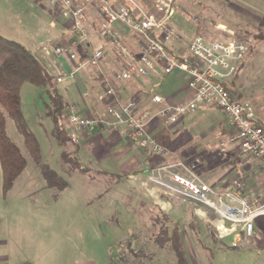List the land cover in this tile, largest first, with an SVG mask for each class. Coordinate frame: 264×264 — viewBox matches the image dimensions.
<instances>
[{
  "label": "rangeland",
  "instance_id": "obj_1",
  "mask_svg": "<svg viewBox=\"0 0 264 264\" xmlns=\"http://www.w3.org/2000/svg\"><path fill=\"white\" fill-rule=\"evenodd\" d=\"M193 1L198 5L194 6ZM175 3L176 10L178 3L181 7L171 22L187 36L197 33L208 41L238 39L246 41L253 51L257 35L248 16L232 11L228 14L219 0ZM142 5L148 14L156 13L152 0H144ZM51 21V16L30 0H0V33L41 57L42 48L47 47L44 56L56 61L51 46L58 40L46 27ZM227 21L234 29L221 25ZM221 31L225 37H215ZM77 67L78 62L73 65L72 77L58 85L62 93L67 82L78 81L92 69ZM56 69L51 68L53 74L58 72ZM241 82V95L254 104L264 125V54L254 62L250 53L246 70L232 84ZM21 98L26 122L39 142L40 161L34 159L14 121L6 116L7 134L27 161L6 197L0 165V236L10 253L7 264H264V254L236 248L231 238L215 240L213 230L219 216L206 205L164 192L155 183L145 181L148 174L139 178L136 173L100 172L73 152V144H59L47 114L49 96L44 90L26 82L21 87ZM63 123L66 126L67 119ZM65 151L73 164L63 157ZM44 167H50L59 177L54 187L42 174ZM158 195L167 199L162 209L165 212L154 204ZM190 210L211 213L210 234ZM178 235L181 256L173 247Z\"/></svg>",
  "mask_w": 264,
  "mask_h": 264
},
{
  "label": "built area",
  "instance_id": "obj_2",
  "mask_svg": "<svg viewBox=\"0 0 264 264\" xmlns=\"http://www.w3.org/2000/svg\"><path fill=\"white\" fill-rule=\"evenodd\" d=\"M44 1L50 7L61 9L72 23L66 46H51L55 56L69 55L78 60L77 69L96 68L112 59L113 56L103 48L90 53L87 49L91 43L92 15L96 14L100 19L97 35L116 50L119 63L116 78L120 82L181 70L188 75V87L195 92L188 103L173 105L161 95H154L152 101L158 106L155 109L141 107L132 99L108 105L91 116L81 115L77 105L70 103L66 113L71 142L79 143L82 133L91 135L98 128L107 132L122 129L131 144L163 155L167 149L148 132V124L154 119L167 125L176 124L185 115L195 113L201 105L210 104L220 108L236 128L237 134L231 140H237L241 151L260 159L264 165V125L257 120L252 103L237 97L229 86L249 52L246 41H208L195 35L188 41L190 58L182 60L167 47L169 40L179 39L171 26L176 11L175 0H152L155 14H148L136 0ZM117 26L137 38L139 53L126 45ZM42 49L44 56L47 47ZM63 76L60 74L56 78L58 83L64 80ZM148 179L170 195L202 203L213 210L219 216L216 235L220 240L240 232L251 238L255 218L264 215V198L248 191L241 179H233L225 188L218 189L200 178L194 164L179 159L160 166ZM232 245L238 246L236 238Z\"/></svg>",
  "mask_w": 264,
  "mask_h": 264
},
{
  "label": "crops",
  "instance_id": "obj_3",
  "mask_svg": "<svg viewBox=\"0 0 264 264\" xmlns=\"http://www.w3.org/2000/svg\"><path fill=\"white\" fill-rule=\"evenodd\" d=\"M30 1L36 6H41L51 16L52 21L46 27L51 31L53 37L58 40L57 44H66L68 31L72 25L71 20L63 15L61 9L50 7L44 0ZM136 1L140 5L144 2V0ZM219 1L226 8L228 14L232 11L237 15L248 16L247 19L253 23L251 27L256 31L257 37L254 40L255 43H253V51L249 50L246 59L239 67L238 76L230 80L231 91L237 97L244 99L241 95L242 91L240 92L244 84L241 82L236 86L232 82H236L237 77L239 78L240 74L246 70V60L250 53L254 57V62H257L258 58L264 54V0ZM197 3L193 1L194 6H197ZM178 4L175 13L181 7L180 3ZM92 20L91 43L87 48L89 53L94 49L103 48L113 57L101 66L86 72L78 81L74 83L72 81L67 82L64 93L60 91L67 104L77 105L81 115L91 116L95 111L108 105L127 102L132 99L137 100L141 107L155 109L158 106L152 101L154 95H161L168 103L173 105L188 103L194 98L195 92L188 87V75L181 70H175L167 75L150 74L147 77L120 82L116 78L119 70L116 50L110 43L102 40L97 35L99 17L93 14ZM223 24L228 25L230 29H234V26L229 24L228 21L221 23V25ZM171 26L182 40H169L167 42L168 50L182 60L190 58L188 41L197 33L187 36L175 23L171 22ZM116 28L117 30L119 28L118 31H120L126 45L135 53H139L137 38L124 33L119 26ZM202 33L204 32L201 31ZM219 36L224 38L225 34L221 31L215 35V37ZM56 57L57 60L54 61L47 56H40L50 70L51 68H57L58 72L54 74L56 77L62 74L61 71L64 72L62 74L64 80L60 82L64 83L72 77L73 65L78 60L71 59L69 55ZM60 83L57 82L56 85L58 86ZM252 106L255 111L254 104ZM256 111V117L259 120ZM66 129L68 132L67 123ZM147 130L167 149V153L155 155L150 148L140 149L128 141L122 129L107 132L101 128H98L91 135L82 133L79 143L72 142L74 145L73 152L79 154L81 158L90 165L95 166L96 170L100 172L119 175L136 173L139 178L146 174L149 178L150 175H155L157 168L160 166L179 159L185 163L194 164L198 175L207 184L223 189L231 180L241 179L248 191L259 194L264 198V165L260 159L241 151L237 140H231L236 136L237 130L229 123L227 115L220 108L210 104L201 105L195 113L185 115L176 124L167 125L160 119H154L148 124ZM145 181H149V179ZM152 193L154 194V192ZM159 196L161 197L159 198ZM166 200L163 195H158L153 201L155 205H160L161 209H164L167 204ZM190 213L199 216L210 234L209 223L213 221L210 217L211 213L207 211L195 212V210H190ZM218 222V220L215 221L216 224ZM213 231L215 232V240H224L218 239L216 230ZM229 238L232 242L233 238H236L238 242L236 248L242 247L254 254L263 255L264 215L255 218L254 236L251 238L246 237L242 232ZM6 245V240L1 239L0 236V264H7L10 259V253ZM3 247L4 251L7 250L6 252H3ZM88 264L91 263L88 262Z\"/></svg>",
  "mask_w": 264,
  "mask_h": 264
},
{
  "label": "trees",
  "instance_id": "obj_4",
  "mask_svg": "<svg viewBox=\"0 0 264 264\" xmlns=\"http://www.w3.org/2000/svg\"><path fill=\"white\" fill-rule=\"evenodd\" d=\"M56 78L39 55L33 53L19 41L0 33V165L4 197L27 165L26 158L7 134L6 116L14 121L34 159L40 161L39 142L30 130L22 110L21 87L24 83L29 82L48 94L49 102H47L46 108L47 114L52 119L54 136L61 145L72 144L63 123L67 119L66 106L68 104L56 85ZM68 156L69 153L65 151L63 157L66 160L69 159L73 164V159ZM77 170L82 171L81 168H77ZM42 174L49 186L54 187L60 180L50 167H44ZM65 184L62 181L61 186L64 187ZM159 209L161 212H165L161 207ZM175 229L178 227L176 226ZM180 239L179 235L174 237L173 247L179 251L181 256L183 249L179 248ZM20 264L33 263L26 261Z\"/></svg>",
  "mask_w": 264,
  "mask_h": 264
}]
</instances>
